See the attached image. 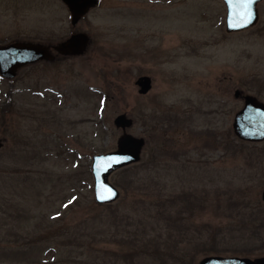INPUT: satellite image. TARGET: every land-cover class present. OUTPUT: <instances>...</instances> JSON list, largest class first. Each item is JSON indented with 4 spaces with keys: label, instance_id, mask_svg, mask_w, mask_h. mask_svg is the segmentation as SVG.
I'll return each instance as SVG.
<instances>
[{
    "label": "rangeland",
    "instance_id": "374dc122",
    "mask_svg": "<svg viewBox=\"0 0 264 264\" xmlns=\"http://www.w3.org/2000/svg\"><path fill=\"white\" fill-rule=\"evenodd\" d=\"M32 9L18 31L27 18L66 31L59 6ZM257 10L254 27L228 34L220 0H102L80 27L92 42L84 54L53 52L13 80L0 76V264L264 257V141L232 131L236 91L264 103V1ZM139 77L151 80L143 96ZM122 114L145 146L109 178L119 199L98 205L91 158L116 150ZM45 216L58 219L47 233Z\"/></svg>",
    "mask_w": 264,
    "mask_h": 264
},
{
    "label": "water",
    "instance_id": "95a60500",
    "mask_svg": "<svg viewBox=\"0 0 264 264\" xmlns=\"http://www.w3.org/2000/svg\"><path fill=\"white\" fill-rule=\"evenodd\" d=\"M68 7L75 23L80 17L97 2L95 0H62ZM226 9L225 32L239 33L254 27L259 14L257 7L264 0H220ZM86 35H74L67 41L59 44L54 51L61 56L77 57L85 53L88 45ZM50 51L41 45L33 43H15L0 47V76L6 80H13L17 71L25 66L39 61H50ZM139 95H146L151 89L149 77H139L136 82ZM239 91L234 97H239ZM113 124L122 131L117 139L116 150L105 154L94 155L91 158V171L94 182V201L98 205L115 203L120 192L110 182L109 178L115 172L136 165L141 160L145 142L128 134L127 129L133 125L132 119L122 114L117 116ZM232 131L234 136L244 142L259 143L264 141V103L257 98L245 95L243 107L233 118ZM4 141L0 140V149ZM264 208V190L260 196ZM197 264H264V257L241 258L209 256L201 259Z\"/></svg>",
    "mask_w": 264,
    "mask_h": 264
},
{
    "label": "flooded vegetation",
    "instance_id": "af4514ba",
    "mask_svg": "<svg viewBox=\"0 0 264 264\" xmlns=\"http://www.w3.org/2000/svg\"><path fill=\"white\" fill-rule=\"evenodd\" d=\"M95 1L97 3L94 6H92L84 16L80 17L75 23H73V17L68 7L62 0H0V29L2 28L3 24H6L7 26L11 27V30L7 35L0 36V47L8 46L10 44H15V43L27 42V43L41 45L42 47L48 49L51 55L54 52V56L56 58L66 57V56L58 55L54 51V48L57 47L59 44L67 41L69 38H71L74 35H86L88 37L87 34L82 32L80 27L82 26V24L89 21V15L91 14V12L95 11L101 6L102 0H95ZM46 5L59 6L60 10L65 15L64 20L65 23L67 24V29L65 32H57L49 29H42L41 27L34 28L30 26L33 20H30L28 18H27V26L30 29L18 31L14 27L16 18L20 16H29L33 12L32 11L34 9V8L32 9L33 6H46ZM30 11L31 13L28 15ZM225 14H226V10H225ZM232 34H238V33H232ZM88 39H89L88 45H90L92 42L89 37ZM54 56H52L51 61L54 59ZM19 70L17 71V73L19 72ZM239 93L240 94L237 99L243 101L245 95L242 92Z\"/></svg>",
    "mask_w": 264,
    "mask_h": 264
},
{
    "label": "trees",
    "instance_id": "16d2710c",
    "mask_svg": "<svg viewBox=\"0 0 264 264\" xmlns=\"http://www.w3.org/2000/svg\"><path fill=\"white\" fill-rule=\"evenodd\" d=\"M2 110H6V109H2ZM129 169V167L127 168V170ZM126 170V168H125V171H127ZM256 211L258 212V214L256 215V217L258 216V215H262L263 214V209H261V206H260V204H256ZM48 217L47 216H45V219H47ZM262 219H264V218H262ZM48 220L50 221V223L52 224V226H51V224H50V227L51 228H47V231H46V233L47 232H50V230H52V228H54V221H56V220H58L56 217H53V216H49V218H48ZM52 221V222H51ZM45 233V234H46ZM264 235V232H261V235ZM42 239H43V237H41V238H39L38 239V241L39 242H41L42 241ZM55 249H57V248H55ZM213 249V252H216V250H214L215 248H212ZM52 251H51V246H49V247H47L46 248V254L48 255L49 253H51ZM234 253H237V252H234ZM2 257L3 258H8V260L9 261H18V258L20 257V254L19 253H5V252H2ZM56 255V254H55ZM55 255L54 254H51V255H49V259H48V261H46L47 262V264H52V262H53V260L52 259H54V257H55ZM191 263V262H190Z\"/></svg>",
    "mask_w": 264,
    "mask_h": 264
},
{
    "label": "snow or ice",
    "instance_id": "6c2138e0",
    "mask_svg": "<svg viewBox=\"0 0 264 264\" xmlns=\"http://www.w3.org/2000/svg\"><path fill=\"white\" fill-rule=\"evenodd\" d=\"M248 2H253V0H248Z\"/></svg>",
    "mask_w": 264,
    "mask_h": 264
}]
</instances>
